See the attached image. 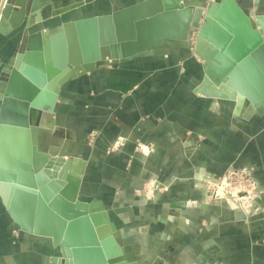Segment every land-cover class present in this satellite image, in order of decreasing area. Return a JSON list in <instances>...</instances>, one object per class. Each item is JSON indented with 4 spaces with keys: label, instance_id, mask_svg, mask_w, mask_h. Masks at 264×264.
Here are the masks:
<instances>
[{
    "label": "crops",
    "instance_id": "0c3cea01",
    "mask_svg": "<svg viewBox=\"0 0 264 264\" xmlns=\"http://www.w3.org/2000/svg\"><path fill=\"white\" fill-rule=\"evenodd\" d=\"M13 1L0 30V76L25 36L141 0H92L56 16L53 10L81 0ZM204 75L203 61L185 48L87 72L63 84L54 113L44 119L52 128L46 135L63 134L59 148L84 161L81 188L103 201L125 249H138L153 264H264V211L244 216L179 203L204 198L195 180L200 168L221 175L231 164L257 159L264 181L256 116L239 121L236 100L200 91ZM139 141L150 145L148 154L136 149ZM150 179L172 183L159 202L139 192ZM259 204L264 209V195ZM179 213L188 224L174 221ZM59 254L50 238L21 230L0 197V264H51Z\"/></svg>",
    "mask_w": 264,
    "mask_h": 264
},
{
    "label": "water",
    "instance_id": "95a60500",
    "mask_svg": "<svg viewBox=\"0 0 264 264\" xmlns=\"http://www.w3.org/2000/svg\"><path fill=\"white\" fill-rule=\"evenodd\" d=\"M90 1L65 4L53 15ZM194 1L141 0L65 21L25 36L4 68L0 197L23 231L49 237L59 247L51 264H138L103 201L80 190L84 161L60 144L45 146L43 132L52 128L42 122L54 113L65 82L135 57L168 54L188 45L190 30L198 28L194 47L204 61L201 88L221 98L235 91L250 113L264 114V14L255 19L242 0ZM12 3L7 0L4 15ZM72 161L82 171H71Z\"/></svg>",
    "mask_w": 264,
    "mask_h": 264
},
{
    "label": "rangeland",
    "instance_id": "374dc122",
    "mask_svg": "<svg viewBox=\"0 0 264 264\" xmlns=\"http://www.w3.org/2000/svg\"><path fill=\"white\" fill-rule=\"evenodd\" d=\"M202 1L207 5L214 0H202ZM6 4H7V0H0V13H1L0 30L2 28V22L4 19V9H5ZM241 5H242V7L250 8L251 13L255 19H258L259 15L264 14V0H242ZM258 27L262 29L261 25H259ZM198 36H199L198 28H192L188 34V37L185 39V41L188 43V45H186V46L177 45L176 48L171 49V50H180L181 48H185L186 50H189L192 53V56L194 58H196V60L203 61L195 53V47L194 46L196 44ZM145 56H147V55H145ZM1 61H2V58L0 56V62ZM8 63H9V61H8ZM8 63H6V65ZM109 66H111V65H109ZM3 70H2V72H3ZM2 72H1V76H2ZM61 91H62V89H61ZM208 96H210V95H208ZM211 97L217 98L219 100H225V99L236 100L235 101V108L233 110V112H234L233 114L236 117H238V116L240 117L239 121H241L240 119H242V118H248L249 117V119H250L252 116L253 117L256 116L251 120L252 126L254 128V136L253 137H254V140L256 142L264 143V114L263 113H258V112L250 113L249 112V106L246 102L238 103V101H239L238 96H234L235 97L234 99L221 98V97H215V96H211ZM42 137L44 139L45 146L48 147L51 144H55V145L60 144L61 142L59 141V139H62L64 136H63V134L61 135V133H57L54 135H52V134L46 135V132H43ZM123 139H124V137L117 138L114 141V143L112 144L113 145L112 148H115V147L122 145ZM263 147H264V144H263ZM136 149L139 152H141L142 154H148V152H150V145L146 144V142L139 141L137 143ZM245 163L246 164L240 165L239 167L231 164L230 166H228V168H226L224 173L221 175H215L211 171L206 170L205 168H200V170H197L195 173V178H196L195 180L197 182L198 188L203 190L204 198L202 200H199V199H197V200H183L185 202H179V203H184V204L188 203V205L191 204L190 206H192V207L201 205V206H199L201 208L200 210H202L205 207L204 205H206V207L207 206L208 207H210V206H222V207H226V208H232V210L241 211V212H243L244 216H251L253 214L261 213L262 211H264V209L259 204L261 202L262 196L264 195V181L261 178V175H263V173L261 171L262 167L260 168V162L257 159L256 160L250 159ZM80 184H81V187H83L82 179L80 181ZM171 184L172 183L170 181L169 182H162V181H156L155 179H150V180L144 182L142 187L139 189V192L141 195H143L145 198L149 199L150 201L159 202L160 198L163 196V193L168 190V187ZM80 190L83 193H85L82 188H80ZM168 204H169V202H168ZM168 204H165L166 205V207H165L166 211L169 210V207L167 206ZM237 205L240 207H237ZM183 208H184V206H183ZM108 213L110 215L109 210H108ZM124 215L127 219H133V218H130L131 216H129L127 213ZM240 216H243V215H240ZM185 217H187V216H185ZM110 218H111V215H110ZM111 220H112V218H111ZM174 221L176 223L183 222L182 223L183 225L188 224V222L183 217V214H180V213L177 216H174ZM132 222H133V220H132ZM139 230L140 229L138 228V230L136 232L141 233ZM131 233L134 234V232H131ZM122 239H123V236H122V232H121V238H120L121 242H122ZM126 250H128V249H126ZM128 251H135L136 252L135 258L138 259V264H153L150 261V258H148L149 256L144 255L145 256V258H144L143 256L140 255V251L138 249H129Z\"/></svg>",
    "mask_w": 264,
    "mask_h": 264
},
{
    "label": "bare ground",
    "instance_id": "6f19581e",
    "mask_svg": "<svg viewBox=\"0 0 264 264\" xmlns=\"http://www.w3.org/2000/svg\"><path fill=\"white\" fill-rule=\"evenodd\" d=\"M263 32H264V29H263ZM205 41H207V40H205ZM205 43V42H204ZM204 45V44H203ZM210 68H211V66H210ZM212 68L214 69V67L212 66ZM201 84H203V82L201 83ZM216 84V83H215ZM216 86V85H215ZM200 87H201V85H200ZM200 91H205V90H203L202 88H200L199 89ZM209 92V91H208ZM236 92L235 91H232V93L231 94H233L231 97H233V98H235L234 96H237L236 94H235ZM242 98L244 97V96H241ZM42 124L44 125L45 124V122H44V120H43V122H42ZM71 171H73L74 173L75 172H77L78 173V171H82V169L77 165V163L76 162H71L70 164H69V167H68ZM229 184V183H228ZM227 187V186H226ZM229 187V186H228ZM227 191V190H226ZM229 192V191H228ZM237 207H240V206H238L237 205ZM14 221V220H13ZM17 225V224H16ZM18 227H19V225H17ZM20 228V227H19ZM21 229V228H20ZM22 230V229H21ZM49 238V237H48ZM58 248V250H59V247H57ZM59 253H60V250H59Z\"/></svg>",
    "mask_w": 264,
    "mask_h": 264
},
{
    "label": "built area",
    "instance_id": "2783aa9c",
    "mask_svg": "<svg viewBox=\"0 0 264 264\" xmlns=\"http://www.w3.org/2000/svg\"><path fill=\"white\" fill-rule=\"evenodd\" d=\"M0 16H1V13H0Z\"/></svg>",
    "mask_w": 264,
    "mask_h": 264
}]
</instances>
